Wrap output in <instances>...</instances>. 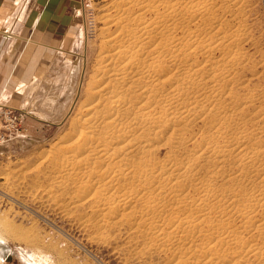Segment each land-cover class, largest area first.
<instances>
[{
    "label": "bare ground",
    "instance_id": "obj_1",
    "mask_svg": "<svg viewBox=\"0 0 264 264\" xmlns=\"http://www.w3.org/2000/svg\"><path fill=\"white\" fill-rule=\"evenodd\" d=\"M250 2L107 0L83 101L41 158L39 203L94 241L126 231L137 262L264 264V92L240 79L255 75ZM7 240L23 237L0 219V258Z\"/></svg>",
    "mask_w": 264,
    "mask_h": 264
},
{
    "label": "rangeland",
    "instance_id": "obj_2",
    "mask_svg": "<svg viewBox=\"0 0 264 264\" xmlns=\"http://www.w3.org/2000/svg\"><path fill=\"white\" fill-rule=\"evenodd\" d=\"M250 1L247 22L253 39L247 49L253 60L248 61L247 68L254 70L255 75L245 74L240 79L250 77V88L264 92V67L256 66L258 58L264 61V0ZM106 4L107 0H21L17 6L22 11L26 8L32 11V22L42 14L41 21L50 23L52 30L44 35L43 63L34 59L37 45L18 46L14 51L17 68L10 77L13 91L17 94L25 90L20 85L25 82L18 75L21 71L25 75L26 66L30 65L28 100L36 104V109H23L13 99L6 102L10 95L8 88L0 98V107L12 109L9 120L0 111V177L7 174L6 180L0 181V219L6 220L23 237L21 241L7 240L11 244L9 257L0 258V264H161L166 261L159 256L134 261L132 248L121 249L128 235L126 231H121L116 243L94 241L89 239L93 230L81 228L73 216L58 207H44L46 203L40 204L37 198L42 186L36 176L46 171L48 165L41 158L62 141L76 108L83 101L85 83L98 52L102 7ZM37 36L33 42H38ZM22 53L28 59L20 58ZM263 101L257 104L259 108H264ZM37 117L42 120L38 121Z\"/></svg>",
    "mask_w": 264,
    "mask_h": 264
},
{
    "label": "crops",
    "instance_id": "obj_3",
    "mask_svg": "<svg viewBox=\"0 0 264 264\" xmlns=\"http://www.w3.org/2000/svg\"><path fill=\"white\" fill-rule=\"evenodd\" d=\"M5 4H8L10 6L5 7ZM19 5H21V0H0V98L3 94L2 92H5L6 89L8 88L7 90L9 91L10 95H9V98L7 97V99H5L6 102L10 101L11 103L12 102L11 100L13 99L14 103L17 105L19 103V105L23 107V109H26V110L31 109V111H34L36 109L35 108L36 104H33L32 102L30 103V101L28 100V94H29L28 85H29V82H31L28 76L30 65L26 66L25 75H24V71L19 72V75H18V77H20L21 75V77L23 78L22 82H25V83L20 84L22 86H25V90L22 89L19 91V93L16 90L17 94L14 93L13 91L14 87L12 85L14 83L10 81V79L14 76V71L17 68L16 62H15L16 59H14V51H15V47H16V50L17 48H19L18 46H22V47L28 46L29 47V45L31 46L33 44L37 45L38 48L36 52V57L34 59L35 61H37V63L39 59H40L39 63H43L44 51L42 53V47H44L45 45L43 43L45 41L44 35L47 32H51L52 28L50 27L51 26L50 23L41 21L42 14L39 16V18H37L34 22H32L31 21L32 11H29L27 8L22 11L21 8H18ZM40 13L41 11L39 12V14ZM35 24L37 25L35 26ZM34 26H35V33L31 34V32L34 29ZM36 33L37 34L40 33V35L37 36ZM35 36L38 37L39 39L38 42H35V41L33 42V37ZM25 55L24 53L20 54V58L26 57V59H28L29 56H27V54ZM34 68L32 70H34ZM35 114L39 116L38 113H35ZM37 120L40 121L42 119L38 118Z\"/></svg>",
    "mask_w": 264,
    "mask_h": 264
},
{
    "label": "built area",
    "instance_id": "obj_4",
    "mask_svg": "<svg viewBox=\"0 0 264 264\" xmlns=\"http://www.w3.org/2000/svg\"><path fill=\"white\" fill-rule=\"evenodd\" d=\"M11 108H9V107H3V106H1L0 107V111H4V116H5V118L7 119V120H9L10 119V115H11Z\"/></svg>",
    "mask_w": 264,
    "mask_h": 264
}]
</instances>
